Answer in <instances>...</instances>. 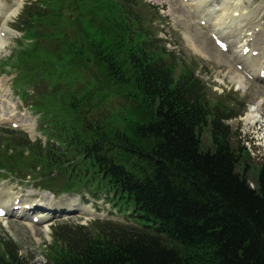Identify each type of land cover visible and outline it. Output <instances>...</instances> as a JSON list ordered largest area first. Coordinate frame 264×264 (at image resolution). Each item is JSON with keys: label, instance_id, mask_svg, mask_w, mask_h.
<instances>
[{"label": "trees", "instance_id": "obj_1", "mask_svg": "<svg viewBox=\"0 0 264 264\" xmlns=\"http://www.w3.org/2000/svg\"><path fill=\"white\" fill-rule=\"evenodd\" d=\"M158 20L142 0H35L18 20L0 67L46 143L0 130V176L104 197L137 224L56 225L49 264H264V164L252 187L228 124L244 107L210 92ZM28 262L0 238V264Z\"/></svg>", "mask_w": 264, "mask_h": 264}, {"label": "rangeland", "instance_id": "obj_2", "mask_svg": "<svg viewBox=\"0 0 264 264\" xmlns=\"http://www.w3.org/2000/svg\"><path fill=\"white\" fill-rule=\"evenodd\" d=\"M13 1L0 0L1 4L5 6L11 5ZM145 1L156 5L160 10L161 16L165 18V21L158 20L154 22V26L158 31L162 30L158 37L168 40L170 49L183 52L190 59L192 57L193 59L195 58L197 74L207 83L210 92L216 96L235 94L238 102L244 105V116L238 120L231 121L230 125L234 133L233 144L235 146L240 144L247 150L246 157L249 159L250 164L251 185H254L255 182L251 174L264 164V85L241 73L240 68L242 66L237 65L231 53H221L215 46L211 33L200 26L198 19L190 15L185 7L178 3V0ZM222 2L223 0H218L217 3L212 5V8L214 10L219 9ZM239 4L243 14H253L251 16H253L254 24H258L260 27L258 33L260 35L262 33V37H264V0H241ZM181 6L185 10H181ZM143 15L146 18L144 11ZM15 19L8 21L6 26L14 30ZM2 23L3 21L0 17V32ZM243 23L246 24V22H241L242 26L244 25ZM16 32L13 35L9 34L11 41L0 49V60L12 53L15 47V40L20 37L19 32ZM221 32H223V37L225 35L229 41L233 42L236 38H239L238 40L242 43L244 40L245 31L241 33L237 30L238 33L236 31V33H230V30H222ZM232 50L234 49L232 48ZM239 50H241V46ZM262 62H264V58ZM13 80V74L10 72L4 73L0 70V119L5 120L4 122L7 125L15 122L20 129L31 134L33 139L42 138L39 117L27 109L26 105L15 95ZM256 106H259L262 113L261 118H258L256 123L249 124L247 118L249 115L254 114L252 110ZM254 115H257V113L255 112ZM207 132H204V140L208 145L209 134ZM0 187L9 188L13 192L21 191L19 194L22 193L26 197L32 195L33 198L41 201H44L46 196L45 191L33 188L28 182L23 187H19L14 180L4 181L0 182ZM92 210L94 217L106 218L111 212V207L108 204L99 202L98 205L93 204ZM113 217L110 218L123 223H130L127 218L116 211L113 212ZM68 220L72 222L86 221V219L78 215ZM57 222L59 221L53 220L48 224L32 227L30 223H18L10 219L0 220V237L8 236L13 239L21 247L22 255L29 259L28 264H48L46 247L52 241V227Z\"/></svg>", "mask_w": 264, "mask_h": 264}, {"label": "bare ground", "instance_id": "obj_3", "mask_svg": "<svg viewBox=\"0 0 264 264\" xmlns=\"http://www.w3.org/2000/svg\"><path fill=\"white\" fill-rule=\"evenodd\" d=\"M21 1L22 0H15V3L12 6H10V7H2L1 4H0V15L2 16L3 23L8 22V20H10L11 18L16 16V14L18 12V7H19ZM212 1H214V0H212ZM226 1H228L230 3V6H229L228 3H225ZM232 1L233 0H223V2H222L223 3L222 4L223 8H222L221 12L219 13L218 16H216L214 18H213V16H211L212 12L210 13V9H209L210 0H178V3L180 5H183V3L186 2V6L189 7L191 12H194V14L198 15L201 19L202 18H207L208 21L212 22L211 28L213 30V33L214 34H218L219 28L221 26H224L225 24H227L229 22V20H231V22H235L239 18L238 14H235V13L240 12L241 8L238 7V6H235V5H231ZM225 4L228 7H226ZM182 7L183 6H181V8ZM181 10H185V9L182 8ZM234 15H236V16H234ZM238 22H239V20H238ZM5 27H6L5 24H3L4 31H6ZM252 28H249V30H252ZM254 39H256V38H254ZM6 42H7V40L5 41L4 38H0V48H3L6 45ZM247 46L248 45H246V46L244 45L242 48L244 49ZM236 48H237V45H235L234 49H236ZM253 50H255V51L259 50L261 52H264V47L259 46V49H257V50L253 49ZM236 52H237V50H236ZM236 52H232L231 53V55L235 59L236 63L239 64V62H243V70L246 71L249 75H253L254 76V74H257V72H258V75H259L261 67H258L257 64L259 63L260 58H252L251 56H247L246 57L242 53L238 55ZM234 75H236V74H234ZM241 81H242V79H241ZM254 110H252V112L254 114H255V112H257V115H254V114H251V116L247 115L248 116L247 120H248L249 124H254V123L257 122L258 118H261V114L262 113L260 112L259 106H256L254 108ZM10 198H11V201H16L18 199V197L13 199V196H12V194L9 191H5V190H1L0 189V206H1V204H7L8 200H10ZM61 201H63V200H61ZM65 201H67V199H65ZM58 204H57V207H61ZM24 208H26V207L24 206L22 209H24ZM23 211H20L19 213L22 214ZM85 211L89 212L88 209H83L82 210L83 213H86ZM87 215L90 216V214H87ZM44 219H47V218H44Z\"/></svg>", "mask_w": 264, "mask_h": 264}]
</instances>
